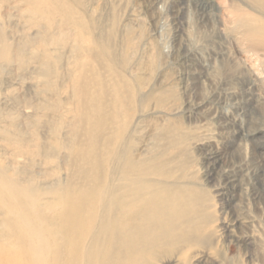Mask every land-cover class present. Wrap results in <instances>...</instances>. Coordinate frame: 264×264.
I'll return each instance as SVG.
<instances>
[{
	"label": "rangeland",
	"instance_id": "obj_1",
	"mask_svg": "<svg viewBox=\"0 0 264 264\" xmlns=\"http://www.w3.org/2000/svg\"><path fill=\"white\" fill-rule=\"evenodd\" d=\"M30 1L0 0V174L46 193L157 170L208 194L225 259L264 264V47L236 20L261 4Z\"/></svg>",
	"mask_w": 264,
	"mask_h": 264
},
{
	"label": "bare ground",
	"instance_id": "obj_2",
	"mask_svg": "<svg viewBox=\"0 0 264 264\" xmlns=\"http://www.w3.org/2000/svg\"><path fill=\"white\" fill-rule=\"evenodd\" d=\"M255 2L264 9V0ZM236 18L244 39L264 47V10L261 16L246 12ZM9 51L1 46L0 59ZM209 157L213 165L219 163V156ZM130 168L135 177L129 171L99 182L96 171L97 181L87 186L71 184L46 193L37 192L32 181L27 190L0 174V234L12 235L10 243L0 241V264L37 259L51 264H238L216 249L228 236L223 222L220 231L212 227L216 222L207 193L167 184L157 170ZM232 176L229 185H234ZM191 247L201 249L193 255L184 251Z\"/></svg>",
	"mask_w": 264,
	"mask_h": 264
}]
</instances>
